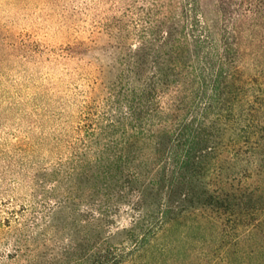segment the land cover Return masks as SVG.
I'll use <instances>...</instances> for the list:
<instances>
[{"label": "trees", "instance_id": "1", "mask_svg": "<svg viewBox=\"0 0 264 264\" xmlns=\"http://www.w3.org/2000/svg\"><path fill=\"white\" fill-rule=\"evenodd\" d=\"M59 1L82 88L0 21V264H264V0Z\"/></svg>", "mask_w": 264, "mask_h": 264}, {"label": "rangeland", "instance_id": "2", "mask_svg": "<svg viewBox=\"0 0 264 264\" xmlns=\"http://www.w3.org/2000/svg\"><path fill=\"white\" fill-rule=\"evenodd\" d=\"M61 2L56 5L53 0H0V21L15 33L17 41L25 40L32 49L39 50V53L31 50L32 56L26 60L15 59L17 64L11 71L12 79L24 88V92L31 94L30 99L40 89L67 86L72 91L83 87L78 77L79 64L59 56L67 35H78L71 26L83 22L78 16L75 20L70 14L72 11ZM16 122L14 119L6 124L12 128ZM129 220L123 213L117 218V225H127Z\"/></svg>", "mask_w": 264, "mask_h": 264}]
</instances>
